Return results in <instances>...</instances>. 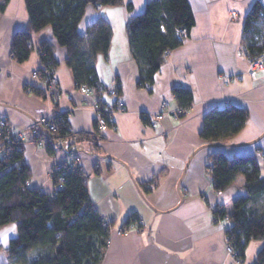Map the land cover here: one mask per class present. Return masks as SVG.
I'll return each instance as SVG.
<instances>
[{
	"label": "crops",
	"instance_id": "1",
	"mask_svg": "<svg viewBox=\"0 0 264 264\" xmlns=\"http://www.w3.org/2000/svg\"><path fill=\"white\" fill-rule=\"evenodd\" d=\"M188 1L194 15L189 37L167 53L150 91L137 85L138 65L127 32L128 21L143 11L148 0L86 7L79 34H85L97 19L110 25L108 52L97 55L95 69L106 88L118 83V96L125 107L113 116L115 128L98 135L90 108L95 96L75 86L73 73L65 64L67 49L56 44L51 28L33 33L31 39L33 47L42 39L53 42L58 61L51 88L57 95L43 99L24 88L35 83L31 75L39 67L36 49L22 63L11 56L13 33L28 24L24 2L9 0L0 11V118L23 129L57 111L67 115L73 134L100 138L97 147L81 140L78 143L86 152L70 155L58 145L49 154L28 133L23 141V162L31 173L29 186L45 194L57 189L51 178L53 165L74 155L80 157L78 165L86 176L89 199L109 222V242L100 264H237L226 253L225 229L215 222L212 208L219 205L230 212L232 201L244 194V180L238 177L226 190H214L205 167L210 149L198 133L211 107L232 103L246 108L249 117L244 127L220 143L233 144L222 148L229 156H253L264 173V72L250 77L239 54L245 16L256 0ZM173 87L189 89L192 105L184 116L165 114L152 127L149 118L159 110L161 101H167L169 109L178 107ZM152 181L155 185L145 192L141 184ZM132 212L140 217L141 229L116 234ZM16 234L15 223L0 227V264H8V243ZM261 246V241L249 242L238 264H254Z\"/></svg>",
	"mask_w": 264,
	"mask_h": 264
},
{
	"label": "trees",
	"instance_id": "2",
	"mask_svg": "<svg viewBox=\"0 0 264 264\" xmlns=\"http://www.w3.org/2000/svg\"><path fill=\"white\" fill-rule=\"evenodd\" d=\"M8 1L0 0V11ZM23 2L28 24L13 33L11 56L22 63L36 49L39 55L37 72L41 77L38 84H28L25 90L45 99L46 91L41 81L48 82L53 78L58 66L53 42L42 39L36 47L31 43L33 33L49 26L56 44L67 49L65 64L73 73L75 86L87 85L94 96L101 97V90L106 87L98 80L95 60L98 54L108 52L111 27L101 19L90 24L85 34H79L78 27L87 6H116L123 0ZM127 9L131 10L130 4ZM193 25L194 15L188 0H148L143 11L130 18L128 42L138 65L139 87L145 84L151 87L167 53L184 43ZM181 30H185V36L179 35ZM242 46L250 57L258 56L264 49V3L261 0H256L245 16ZM116 91L120 93L118 83ZM172 93L178 107L190 108L193 94L189 89L173 87ZM103 105L100 104L101 112ZM66 117L60 114L61 120L55 121V131L43 127L46 134L60 141V147L67 143L72 148L81 144L78 143L81 140L97 147L98 136L73 134ZM248 117V110L242 106L232 103L215 105L204 114L198 135L210 145L205 167L216 192L226 190L238 177L244 180V194L232 201L230 212L219 205L215 206L216 211L212 210L215 222L222 221L228 214L230 225L225 230L226 243L233 247L241 261L248 243L261 241L254 264H264V176H261L259 163L253 156H229L220 145L237 134ZM95 127L98 135L100 132ZM68 139L72 141L68 142ZM54 146L48 139L46 151L53 154ZM62 171L64 182L59 185L58 175ZM30 178V170L23 162V142L10 141L0 157V227L10 223L17 227V234L7 247L8 264H100L107 247L109 228L103 226L104 219L89 199L86 176L80 166L69 159L61 163V171L51 176L57 186L52 195L31 188ZM154 185V181L141 184L145 192ZM131 226L141 229L136 212L127 216L121 228Z\"/></svg>",
	"mask_w": 264,
	"mask_h": 264
},
{
	"label": "built area",
	"instance_id": "3",
	"mask_svg": "<svg viewBox=\"0 0 264 264\" xmlns=\"http://www.w3.org/2000/svg\"><path fill=\"white\" fill-rule=\"evenodd\" d=\"M264 3V0H261ZM179 35H186L185 30H181L179 32ZM239 54L244 57L247 66H248V75L252 78H254L255 76V72L257 71H263L264 72V49L263 51L256 57H250L246 54L245 48L242 46L239 49ZM33 80L37 81L40 80V75L37 72H34L33 75ZM55 81L54 78H52L50 80V82ZM144 89L146 90H150V85L145 84L143 86ZM79 90L87 95H93L91 92V89L87 86V85H81L79 87ZM101 97H96L95 96V100L91 105V110L94 112L95 114V121H96V126L99 132H105L108 129H114L115 125L113 122V116L117 113H121L124 111V104L123 101L119 98L117 91H116V87L115 86H111L108 87L104 90H101ZM107 96V97H112L114 99V101L112 103H109L107 100L103 99L102 96ZM94 96V95H93ZM104 104L103 105V112L100 111V104ZM189 109H185L182 107H176L175 109H169V103L165 100L161 101L160 103V107L159 110L156 113H153L152 116L149 118V124L153 127L157 124V122L162 119V117L165 114H172L176 117H180V115L185 114ZM60 116V115H59ZM57 116V117H59ZM56 116L54 115H49L46 117H41V119H39L36 122L31 123L27 129H29L31 132V134L33 135V142L38 146L41 147L42 149L46 150V144H47V139L45 138H41L40 137V129L44 126L47 127L49 129V131H53L55 130V126L56 123L53 122V119ZM108 117V118H107ZM59 120H61V118L59 117ZM18 140L23 142L24 141V136H23V132L22 129L18 130L16 128L13 127H9L6 124L5 119L0 118V157H2L5 153V147L8 143H10V141L13 140ZM58 143H60V141H58ZM69 160L74 161L76 164L79 163L80 157L78 155H74L71 158H69ZM61 164H57V166H55V170L58 171V173L61 171ZM207 173L209 174V171L207 170ZM52 176V175H51ZM58 182L59 185H61L62 182H64V172L62 171L59 175H58ZM214 211H216L215 208H213ZM217 223H220L223 228L226 230L229 225H230V220L228 218V214L224 216L222 221H217ZM103 226L104 227H108L109 228V222L107 220L103 221ZM140 230L139 228L135 227V226H131L128 228H119L116 230V234L118 235H127L130 230ZM108 242H109V238H108ZM107 242V244H108ZM225 250L226 253L228 255H230L235 261L236 263H240L241 260L237 258V254L235 252V250L233 249L232 246H230L228 243H226L225 246Z\"/></svg>",
	"mask_w": 264,
	"mask_h": 264
},
{
	"label": "rangeland",
	"instance_id": "4",
	"mask_svg": "<svg viewBox=\"0 0 264 264\" xmlns=\"http://www.w3.org/2000/svg\"><path fill=\"white\" fill-rule=\"evenodd\" d=\"M34 72H37V70L36 71H34ZM33 72V73H34ZM257 72H259V71H257ZM257 72H255V75H256V73ZM33 73H32V75H33ZM38 74H39V72H37ZM247 73H248V66H247ZM32 75H31V77H32ZM52 79V78H51ZM50 79V80H51ZM32 80H33V77H32ZM50 80L48 81V82H42L41 81V84L43 85V87L45 88V91H46V96H45V98H49V99H53L56 95H57V93H55V92H53L52 90H51V88H52V86H53V84L55 83V81H51L50 82ZM34 81V80H33ZM35 83H37V81H34ZM40 82V81H39ZM34 83V84H35ZM47 83V84H46ZM38 84V83H37ZM61 113H59V112H57V111H54L53 113H51L50 115H54V116H56L54 119H53V122H55L56 120L57 121H59V115H60ZM57 116H59V117H57ZM181 116V115H180ZM182 116H184V114H182ZM2 119H4V118H2ZM39 119H41V118H39ZM39 119H37L36 121H38ZM5 121H6V124L9 126V127H12L10 124H9V122L5 119ZM36 121H33V122H36ZM32 122V123H33ZM31 124V123H30ZM29 124V125H30ZM28 125V126H29ZM27 126V127H28ZM27 127H25V128H23L22 129V132H23V136H24V138H25V135L28 133L29 134V136H30V138H31V141L33 142V135L30 133L31 131L29 130V129H27ZM44 127V126H43ZM43 127L40 129V137L41 138H45L46 137V139H47V137H48V139L49 140H51V138L49 137V135L48 134H46V132L44 131V129H43ZM14 128V127H13ZM44 128H46L47 130H49L47 127H44ZM17 129V128H16ZM55 129H56V126H55ZM18 130H21V129H18ZM51 131V130H50ZM53 131H55V130H53ZM46 134V135H44V134ZM48 135V136H47ZM48 139H47V141H48ZM52 141V140H51ZM59 144L60 143H58V141L57 140H55V143H54V145L56 146V145H58L59 146ZM57 164H59V163H56L55 165H53V168L51 169V175L53 174V173H56V172H58V171H56L55 170V166H57ZM60 170H61V168H60ZM207 171V170H206ZM262 175H264V173H263V171H262V173H261ZM48 195H52V193L51 194H48ZM216 206V205H215ZM215 206H213V208H215ZM213 208H212V210H213ZM234 260V259H233ZM235 261V260H234ZM235 263H236V261H235Z\"/></svg>",
	"mask_w": 264,
	"mask_h": 264
},
{
	"label": "water",
	"instance_id": "5",
	"mask_svg": "<svg viewBox=\"0 0 264 264\" xmlns=\"http://www.w3.org/2000/svg\"><path fill=\"white\" fill-rule=\"evenodd\" d=\"M7 105V104H6ZM7 106H10V105H7ZM36 121V120H34ZM49 137L51 138L52 142L55 143V139L53 138V136L51 134H48ZM254 141L250 142L251 144L253 143ZM222 146H232L233 144H220ZM205 146H210V145H205ZM204 147V146H202ZM61 148L66 152V153H84L86 152L83 148V146L81 144H77L75 146H73L72 148H69V145L67 143H62L61 144ZM94 156H97L94 154ZM180 183V181H179ZM178 183V185H179Z\"/></svg>",
	"mask_w": 264,
	"mask_h": 264
}]
</instances>
